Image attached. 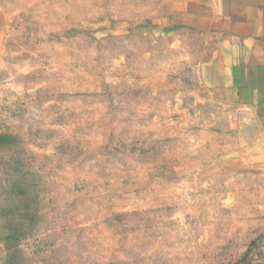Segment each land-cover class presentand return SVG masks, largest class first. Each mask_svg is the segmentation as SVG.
I'll use <instances>...</instances> for the list:
<instances>
[{"label":"rangeland","instance_id":"374dc122","mask_svg":"<svg viewBox=\"0 0 264 264\" xmlns=\"http://www.w3.org/2000/svg\"><path fill=\"white\" fill-rule=\"evenodd\" d=\"M237 45L216 0H0V264H264Z\"/></svg>","mask_w":264,"mask_h":264},{"label":"crops","instance_id":"0c3cea01","mask_svg":"<svg viewBox=\"0 0 264 264\" xmlns=\"http://www.w3.org/2000/svg\"><path fill=\"white\" fill-rule=\"evenodd\" d=\"M221 14L237 35L236 50L241 56L237 62L238 89L242 84V100L251 98L254 104L264 100V0H216ZM247 70H252L251 86H243ZM259 98V99H258Z\"/></svg>","mask_w":264,"mask_h":264}]
</instances>
